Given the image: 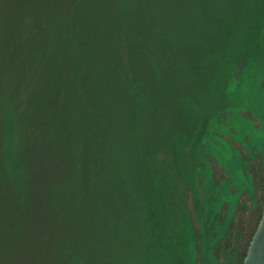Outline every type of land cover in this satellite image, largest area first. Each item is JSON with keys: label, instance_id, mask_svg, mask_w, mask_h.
Listing matches in <instances>:
<instances>
[{"label": "rangeland", "instance_id": "obj_1", "mask_svg": "<svg viewBox=\"0 0 264 264\" xmlns=\"http://www.w3.org/2000/svg\"><path fill=\"white\" fill-rule=\"evenodd\" d=\"M35 6L0 0V264H73L59 246L77 264H233L213 246L264 166V0ZM19 25L25 68L37 73L25 82ZM124 26L142 32L132 93L116 56ZM99 63L106 84L90 66L85 82L81 68ZM76 78L95 100L77 114ZM85 115L97 128L93 153L79 139Z\"/></svg>", "mask_w": 264, "mask_h": 264}, {"label": "trees", "instance_id": "obj_2", "mask_svg": "<svg viewBox=\"0 0 264 264\" xmlns=\"http://www.w3.org/2000/svg\"><path fill=\"white\" fill-rule=\"evenodd\" d=\"M129 1H130V4H132L133 0H129ZM44 2H51V0H44ZM139 2H141V0H139ZM40 3H41V0H35L36 6L40 5ZM65 6H66V2H65ZM150 10L153 11L154 9L151 8ZM71 13H73L72 9H68L67 14L65 12V18H67L68 21H70V19L73 18ZM37 25H38V23L36 22V20H34L33 30ZM18 27L20 28V30H19L20 32L18 31V40H17V45H18L17 54L19 55L18 56L19 63L17 64L18 69L16 70V73L20 76L19 79L24 80V82H25V81H30V80L36 79L37 73L36 72L31 73L29 71V69L25 68L24 57L26 58L27 54L29 53V50L27 49V47L25 45L26 39L22 38L23 36H21L19 34L23 33L25 35V33H26L25 28L26 27L21 26V25H19ZM30 29H31V27H30ZM130 29L131 30L127 29V27H125V26L123 29L121 27L117 28L116 36H117V40H118V51L116 53L117 54L116 56L119 57V65H120L119 71L124 75V78L121 81H122L123 85L130 87V93H132V91H133L132 86L137 85L139 77L137 75L138 69L134 68V65H135L134 60L135 59L133 58L134 56L131 55V48H133L132 45H135V41H136L134 30L138 31L140 33V35L142 34V32H141V30L139 31L135 26L134 27L132 26ZM67 31H68V29L65 30L64 33H62V39H61L62 41L61 40L58 41V47L60 46L62 51H63V49L65 51L67 50V47L64 46L65 43H63L64 42L63 40L71 38ZM81 35H83V34L81 33ZM79 37H75L77 39V41H78ZM60 42H61V44H60ZM77 49H78V47H77ZM70 50L75 51L76 45L75 44L71 45ZM87 50L88 49H86L85 51L87 52ZM73 53H71V55ZM134 53H135V51H134ZM36 56H38V58H40L38 54ZM86 60H87V56L83 55V58L81 61L85 62ZM56 65L59 67V71L62 72V68L64 65L63 57L56 61ZM89 66L94 68L93 70H94L95 74H101L100 81L102 83L106 84V82L108 81V77L106 74L102 73L99 70L100 63L98 64L97 68L94 67L92 64L87 65L85 68L84 67L81 68L80 73H81V76L84 77L85 82H87V77H86L85 71L87 70V68ZM37 67H38V65H37ZM135 69H136V71H135ZM36 70L38 72L39 67ZM46 70H47V64H46ZM45 75H47V72ZM32 77H33V79H32ZM47 79H48L47 77H44L42 79L40 78V80H45V81ZM77 79H79V78H76L75 80H77ZM52 80H53L54 85H57V82H54L56 80L55 79H52ZM75 80H73L72 88L69 91L68 96L71 98L72 101H75V105L73 106L72 111H73V113L77 114V112L81 111V108L86 109L87 106L90 107L89 106L90 103H92L91 106H94L95 100L93 98H91L90 96H88V92H86L87 91V85L86 84L83 85V83L81 81L82 79H79L77 82ZM139 80H141V79L139 78ZM22 86H23V84H22ZM60 89H61V91L64 90L63 83H62V86ZM62 93H63V91L61 92V94ZM31 111L33 113L32 108H31ZM85 117H86V119H85L86 121L83 123V125H86V129H82V131L83 132L86 131V132L83 134L81 133L79 136V139H81L80 141H83L84 143L86 140L89 139L87 142V146L92 149V153H93V148L95 146V139L97 138V135H98L96 132L97 128L93 125V121L88 116L85 115ZM255 121H256V119H255ZM88 137H90V138H88ZM79 143H81V142H79ZM85 149H86V147H85ZM93 160H94V158L92 155V159L90 161V165L92 168V174L94 172ZM254 179H255V191H254V197H252L253 200L250 201L247 198H245L244 196H242L236 201L232 217L230 220H228L229 221L228 231L225 234V237L223 238V240L215 243V245L213 246V250H215V252H214L215 257H216V260H218V261L221 259V252L220 251H225V252H233L234 253L233 264H242L243 258L246 254V251H247L248 244H249L251 237H252V235H253V233H254V231H255L258 223H259V220H260L261 214H262V210H263V206H264V166L259 168ZM237 232L239 233L240 241H238L236 247H234L235 245H233V241H234V238H235V235L237 234ZM58 250L59 251L63 250V252H65V254L67 252L68 257H69V262H72L73 264H77L76 261L73 260L74 258H76V254H75L74 250H72V249L67 250V248H64L62 246L61 247L59 246ZM69 250H71L72 252H69Z\"/></svg>", "mask_w": 264, "mask_h": 264}, {"label": "water", "instance_id": "obj_3", "mask_svg": "<svg viewBox=\"0 0 264 264\" xmlns=\"http://www.w3.org/2000/svg\"><path fill=\"white\" fill-rule=\"evenodd\" d=\"M242 264H264V206L259 223L248 244Z\"/></svg>", "mask_w": 264, "mask_h": 264}]
</instances>
